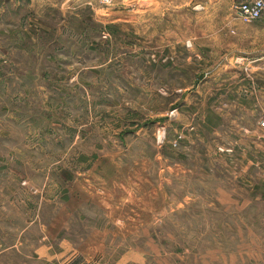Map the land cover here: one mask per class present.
Listing matches in <instances>:
<instances>
[{
  "label": "rangeland",
  "instance_id": "obj_1",
  "mask_svg": "<svg viewBox=\"0 0 264 264\" xmlns=\"http://www.w3.org/2000/svg\"><path fill=\"white\" fill-rule=\"evenodd\" d=\"M241 1L0 0V264H264Z\"/></svg>",
  "mask_w": 264,
  "mask_h": 264
},
{
  "label": "crops",
  "instance_id": "obj_2",
  "mask_svg": "<svg viewBox=\"0 0 264 264\" xmlns=\"http://www.w3.org/2000/svg\"><path fill=\"white\" fill-rule=\"evenodd\" d=\"M225 28H223L227 35L229 40L232 41V45L236 51L239 49H242V44L246 41L252 42L257 44L255 47H252L251 51H256L257 54L251 53L247 54L248 60L252 63L258 62L256 66H252L254 70L259 74L260 72V65L259 62L262 63L264 56H260L258 49L256 47L259 45L258 40L255 39V36L259 37V31H255L256 35L254 33L249 32V28L247 26H243L240 23H227ZM262 31H264V27L261 28ZM264 34V33H263ZM227 40V45H229L230 41ZM248 67V66H247ZM246 97L242 99L243 105H241L243 112H248L250 115V125L254 127V131H264L263 128L259 127L258 120L264 116V92L262 87H255L253 90H249L246 94ZM255 102V104H253ZM253 105L254 109H250V106Z\"/></svg>",
  "mask_w": 264,
  "mask_h": 264
},
{
  "label": "built area",
  "instance_id": "obj_3",
  "mask_svg": "<svg viewBox=\"0 0 264 264\" xmlns=\"http://www.w3.org/2000/svg\"><path fill=\"white\" fill-rule=\"evenodd\" d=\"M110 3L111 0H101ZM235 14L247 21L264 19V0H245L235 5ZM259 125L264 129V117L259 120Z\"/></svg>",
  "mask_w": 264,
  "mask_h": 264
}]
</instances>
